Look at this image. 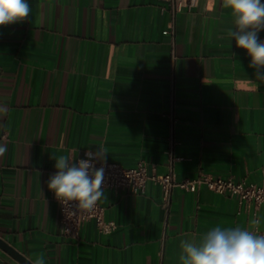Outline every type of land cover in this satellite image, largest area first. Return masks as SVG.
I'll use <instances>...</instances> for the list:
<instances>
[{
    "label": "crops",
    "instance_id": "crops-1",
    "mask_svg": "<svg viewBox=\"0 0 264 264\" xmlns=\"http://www.w3.org/2000/svg\"><path fill=\"white\" fill-rule=\"evenodd\" d=\"M29 3L28 18L0 27V236L45 264H181V240L252 229L255 209L236 197L176 187L167 202L149 180L143 193L104 189L117 228L87 221L73 238L48 188L53 158L100 146L150 174L264 181V79L227 35L223 0L177 13L165 0ZM0 264L20 263L0 248Z\"/></svg>",
    "mask_w": 264,
    "mask_h": 264
},
{
    "label": "clouds",
    "instance_id": "clouds-1",
    "mask_svg": "<svg viewBox=\"0 0 264 264\" xmlns=\"http://www.w3.org/2000/svg\"><path fill=\"white\" fill-rule=\"evenodd\" d=\"M223 5L231 10L235 24L227 35L235 39L238 48L246 50L251 57L249 66L256 69L258 79H264V72L260 71L264 68V40L258 35L264 30V4L261 0H223ZM31 11L29 0H0V27L23 22ZM6 151V146L0 145V156ZM106 157L107 149L100 146L95 152H86L84 159L68 155L53 158L56 172L48 180L49 190L66 208L75 201L78 210H92L105 198V167L97 168L96 162L103 164ZM67 215L74 213L68 211ZM180 248L181 264H264V235L239 226L213 227L203 233L199 242L181 240ZM33 264H45V260L41 256Z\"/></svg>",
    "mask_w": 264,
    "mask_h": 264
},
{
    "label": "built area",
    "instance_id": "built-area-1",
    "mask_svg": "<svg viewBox=\"0 0 264 264\" xmlns=\"http://www.w3.org/2000/svg\"><path fill=\"white\" fill-rule=\"evenodd\" d=\"M165 1L174 13L184 8H191L198 2V0ZM261 3L264 4V0H261ZM101 166L105 167L103 189H125L135 193H143L147 182L153 180L161 185L163 199L167 202L176 187L184 188L190 192H196L201 187H207L214 192L236 197L240 205L255 209V221H259L258 211L260 209L263 210L262 226L260 227L259 223H255V226L250 231H254L258 235H264V181L262 183L247 182L246 180H236L233 177H224L205 172H201L195 177H185L179 180L173 170L165 174H150L145 161H140L134 167H126L111 160H106L103 164L97 161L96 167L99 168ZM55 172L56 169L50 170L49 178ZM75 204V201L70 202V207L66 208L59 202L63 234L79 238L81 230L87 221H95L99 231L102 233H111L117 228L116 221L105 218V207L100 201L97 202L92 210H78ZM68 211L73 212L74 215L69 217L67 215Z\"/></svg>",
    "mask_w": 264,
    "mask_h": 264
},
{
    "label": "water",
    "instance_id": "water-1",
    "mask_svg": "<svg viewBox=\"0 0 264 264\" xmlns=\"http://www.w3.org/2000/svg\"><path fill=\"white\" fill-rule=\"evenodd\" d=\"M0 248L16 259L20 264H33V261L29 257L11 245L2 236H0Z\"/></svg>",
    "mask_w": 264,
    "mask_h": 264
}]
</instances>
